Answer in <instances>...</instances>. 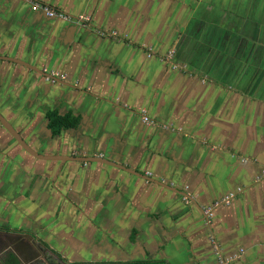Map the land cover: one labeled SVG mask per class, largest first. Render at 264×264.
I'll list each match as a JSON object with an SVG mask.
<instances>
[{"label":"crops","instance_id":"0c3cea01","mask_svg":"<svg viewBox=\"0 0 264 264\" xmlns=\"http://www.w3.org/2000/svg\"><path fill=\"white\" fill-rule=\"evenodd\" d=\"M0 56L34 67L0 59L1 114L58 156L0 124V230L78 261L264 264V0H0Z\"/></svg>","mask_w":264,"mask_h":264},{"label":"flooded vegetation","instance_id":"af4514ba","mask_svg":"<svg viewBox=\"0 0 264 264\" xmlns=\"http://www.w3.org/2000/svg\"><path fill=\"white\" fill-rule=\"evenodd\" d=\"M1 113V112H0ZM8 231V230H7ZM14 231V230H13ZM17 230H15L16 232ZM18 235H11L7 237H0V253L3 252L6 247L8 249L0 255V260L2 262H9V264H112V263H100L93 261H78L75 259H70L65 256L56 249H53L49 242H44L39 239L37 236V240L30 239L32 241V246L29 247L27 252L22 253L20 251L21 245L19 243V233H15ZM31 234V233H29ZM34 236V234H33ZM13 247L14 251L19 254L18 261L12 260L9 257V249ZM21 262V263H20ZM138 263H159V262H133L130 264H138ZM165 263V262H160ZM118 264V263H116Z\"/></svg>","mask_w":264,"mask_h":264},{"label":"water","instance_id":"95a60500","mask_svg":"<svg viewBox=\"0 0 264 264\" xmlns=\"http://www.w3.org/2000/svg\"><path fill=\"white\" fill-rule=\"evenodd\" d=\"M0 59L9 61V62H14L17 64H21L23 66H26L28 68L34 69L33 66H30L29 64L13 59V58H8V57H1ZM50 122V121H49ZM48 122V124H49ZM0 124L2 125L3 128H5L7 130V132L16 140V142L19 144V146H21L23 148V150H25L29 155H31L32 157L38 159V160H43V161H54L56 159H58V156H45L39 152H37L36 150H34L22 137V135L13 127V125L10 124V122H8L5 117L0 113ZM50 131V133L52 134L51 130L48 129ZM60 160H67V161H74V162H80V163H98V164H105V165H110L113 167H118L120 169H123L129 173L135 174L137 176H140L142 178H147L145 177L143 174L133 171L131 169L126 168L123 165L117 164L115 162H111L110 160H106L105 158L102 157H65L62 158ZM149 179V178H147ZM175 192L179 195H182L183 197H188L186 194L182 193L180 190H175ZM11 235H18L15 234L11 231H6V230H0V237H7V236H11ZM22 236H26L29 237L30 239H34L37 240V238L31 234H19ZM8 249V247H6V249L4 251H6ZM3 251V252H4ZM0 253V255H2V253ZM9 257L12 258V260H16L18 261L19 258V254L14 251L13 247L11 249H9ZM7 262V261H6ZM4 262H2V260H0V264H3ZM21 263V262H20Z\"/></svg>","mask_w":264,"mask_h":264},{"label":"trees","instance_id":"16d2710c","mask_svg":"<svg viewBox=\"0 0 264 264\" xmlns=\"http://www.w3.org/2000/svg\"><path fill=\"white\" fill-rule=\"evenodd\" d=\"M49 118V129L54 136H58L63 131L69 129H77L80 125V119L74 117L72 114L66 116L59 115L57 112L48 114ZM138 264H153V263H138ZM154 264H164V263H154Z\"/></svg>","mask_w":264,"mask_h":264},{"label":"built area","instance_id":"2783aa9c","mask_svg":"<svg viewBox=\"0 0 264 264\" xmlns=\"http://www.w3.org/2000/svg\"><path fill=\"white\" fill-rule=\"evenodd\" d=\"M39 9H42L46 13V15L48 17H51V18H65L66 19L65 15L63 13L62 14L58 13L57 11L51 10L50 8H47V7L40 8L37 5H35L33 7V11H38ZM87 21H88V19L86 18L85 22H87ZM144 121L146 123H148V124H151V120H150V118L148 116H146V112H144ZM184 200L187 202L186 198H184ZM206 215L210 219V218H213L214 213L210 209H207L206 210Z\"/></svg>","mask_w":264,"mask_h":264},{"label":"rangeland","instance_id":"374dc122","mask_svg":"<svg viewBox=\"0 0 264 264\" xmlns=\"http://www.w3.org/2000/svg\"><path fill=\"white\" fill-rule=\"evenodd\" d=\"M34 12H36V11H34ZM117 35H118V33H117ZM117 35H114V36H117ZM144 115V114H143ZM146 116H148V112L146 111ZM154 122L153 121H151V124H153ZM188 189V188H187ZM219 255H220V252H219ZM231 262H224V264H230Z\"/></svg>","mask_w":264,"mask_h":264}]
</instances>
